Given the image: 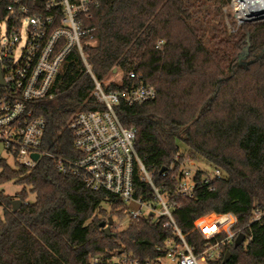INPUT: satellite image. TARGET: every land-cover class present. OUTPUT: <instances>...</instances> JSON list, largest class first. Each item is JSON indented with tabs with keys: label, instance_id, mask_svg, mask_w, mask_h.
<instances>
[{
	"label": "trees",
	"instance_id": "1",
	"mask_svg": "<svg viewBox=\"0 0 264 264\" xmlns=\"http://www.w3.org/2000/svg\"><path fill=\"white\" fill-rule=\"evenodd\" d=\"M98 1L88 21L94 40L85 53L99 80L115 69L123 72L108 89L136 84L132 71L156 88L154 99L120 101L116 112L125 127L136 129V150L155 181L171 192L174 218L186 240L201 252L207 241L195 221L233 213L235 228L248 240L224 245L221 257L207 264H264V20L244 22L231 34L221 6L213 15L207 0ZM85 70L78 54L70 56L58 77V96L45 101L43 114L60 132L57 151L66 156L74 151L66 124L79 111L103 108ZM184 152L221 169L224 177L208 186L198 172L192 197L176 193L177 156ZM0 167V184L23 186L16 197L0 190V264H91L95 256L108 264L120 252L145 261L164 256L167 241L178 239L162 221L141 218L108 236L101 222L123 218L126 203L60 172L52 158L43 157L32 168L0 158ZM135 185L139 195L152 196L138 174ZM15 199L22 201L17 211ZM227 251L231 258L224 263Z\"/></svg>",
	"mask_w": 264,
	"mask_h": 264
},
{
	"label": "built area",
	"instance_id": "2",
	"mask_svg": "<svg viewBox=\"0 0 264 264\" xmlns=\"http://www.w3.org/2000/svg\"><path fill=\"white\" fill-rule=\"evenodd\" d=\"M98 5V0H0V142L15 165L32 168L43 157L52 158L60 172L76 175L90 189L122 199L129 223L140 218L162 221L178 237L167 241L162 257L141 261L120 252L108 259V264H207L217 260L223 246L235 242L242 233L235 228L237 218L233 213H212L214 219L208 215L198 218L195 228L207 241L199 253L186 240L174 218L171 192L166 184L155 181L154 173L136 150V129L125 127L116 112L120 101L133 105L154 99L156 88L132 71L129 77L137 79L136 84L121 91L108 89L111 82L96 77L85 53L86 45L94 40V27L88 21ZM162 43L159 40L157 47ZM74 53L90 74L92 96L103 108L79 111L66 124L74 137L73 155L66 156L57 151L60 132L50 126V118L43 111L45 101L58 96V77ZM177 159L180 167L176 193L183 196L192 197L198 172L200 182L208 186L224 177L219 168L196 167L188 152L179 153ZM137 174L150 190V198L138 194ZM104 262L101 256H95L90 263Z\"/></svg>",
	"mask_w": 264,
	"mask_h": 264
},
{
	"label": "rangeland",
	"instance_id": "3",
	"mask_svg": "<svg viewBox=\"0 0 264 264\" xmlns=\"http://www.w3.org/2000/svg\"><path fill=\"white\" fill-rule=\"evenodd\" d=\"M235 3H236L235 0H207V4L210 6L213 15H214L216 9H218V6H221L222 12H220V15L223 16V20L226 21L229 33L234 34L236 32L237 28L240 25H242L244 22H257V21L264 20V16H263L261 18H256V19H253L251 21H247V20L241 21L239 19V15H240L241 19H244V18H243V15L241 14V12L238 10V7H237V5H235ZM246 57L247 56L242 57L241 60L243 63L248 61V58H246ZM122 77H123V72H121V71L116 72L115 71V73L113 75L109 76L105 80V82L106 83H110L112 81L120 82ZM55 123H57V122H55ZM0 158L5 159L11 166H15L13 157L5 149L2 142H0ZM195 164H196V167H198V166L204 167L205 166L206 168H210L208 165H204L203 163L198 162L196 160H195ZM0 171H1V167H0ZM22 188H23V186L21 184L15 182V181H9V182L0 184V190H3L5 192V194L11 195L13 197H16L17 193L20 192L22 190ZM28 200L33 202L35 200V195L30 194ZM132 206L133 205H130V207H132ZM3 210H4V208L0 206V216L1 217L3 216ZM114 218H115L116 224H114V226L112 228L113 230H116V229L122 230V229H125L129 225V219H128L127 214H125L123 218H118L116 216H114ZM208 218L214 219L215 215L209 214Z\"/></svg>",
	"mask_w": 264,
	"mask_h": 264
},
{
	"label": "water",
	"instance_id": "4",
	"mask_svg": "<svg viewBox=\"0 0 264 264\" xmlns=\"http://www.w3.org/2000/svg\"><path fill=\"white\" fill-rule=\"evenodd\" d=\"M261 17H263V16H261ZM261 17H258V18H261ZM251 20H253V19H251ZM251 20H247V21H251ZM115 71H116V69H115ZM0 82L3 83L1 72H0ZM34 157L35 158H38V154H35ZM165 170H166V167H163L161 169V173L164 172ZM21 205H22V201L19 200V199H15L12 202V206H13V210L14 211H17L21 207ZM113 225H114V219H113V217H109L107 221H103L100 224V226L103 228L104 232L108 236H113L114 235V232L112 231ZM245 239H246V235L244 233H240L237 236V238L235 239L234 245L236 247H238L239 245H241L245 241ZM230 258H231V252L230 251H227L225 253L223 262L224 263H227Z\"/></svg>",
	"mask_w": 264,
	"mask_h": 264
},
{
	"label": "bare ground",
	"instance_id": "5",
	"mask_svg": "<svg viewBox=\"0 0 264 264\" xmlns=\"http://www.w3.org/2000/svg\"><path fill=\"white\" fill-rule=\"evenodd\" d=\"M238 10L243 15L244 19H239L241 21L256 19L258 17L264 16V0H235ZM239 14V13H238Z\"/></svg>",
	"mask_w": 264,
	"mask_h": 264
}]
</instances>
